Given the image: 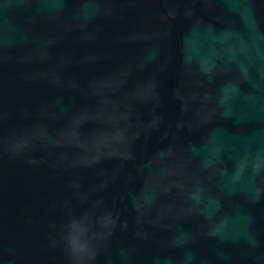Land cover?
I'll list each match as a JSON object with an SVG mask.
<instances>
[{"label": "water", "instance_id": "water-1", "mask_svg": "<svg viewBox=\"0 0 264 264\" xmlns=\"http://www.w3.org/2000/svg\"><path fill=\"white\" fill-rule=\"evenodd\" d=\"M0 264H264V0H0Z\"/></svg>", "mask_w": 264, "mask_h": 264}]
</instances>
